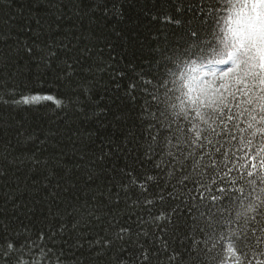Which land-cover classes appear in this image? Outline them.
Wrapping results in <instances>:
<instances>
[{
  "label": "snow or ice",
  "instance_id": "obj_1",
  "mask_svg": "<svg viewBox=\"0 0 264 264\" xmlns=\"http://www.w3.org/2000/svg\"><path fill=\"white\" fill-rule=\"evenodd\" d=\"M15 2L0 0V108L75 120L39 135L20 125L0 151V180L15 176L0 216L40 206L55 221L36 231L0 222V264H83L85 249L95 264H264V0H198L190 18L153 16L178 28L153 37L139 72L85 66L93 47L70 29L53 39L70 19L55 0ZM97 11L117 14L92 0L74 15ZM26 74H52L67 91L19 93Z\"/></svg>",
  "mask_w": 264,
  "mask_h": 264
},
{
  "label": "trees",
  "instance_id": "obj_2",
  "mask_svg": "<svg viewBox=\"0 0 264 264\" xmlns=\"http://www.w3.org/2000/svg\"><path fill=\"white\" fill-rule=\"evenodd\" d=\"M55 2L64 8L66 16L70 19H65L61 30L52 34L53 39H62L64 29H70L73 33L81 35L84 39L81 40L80 47H84L85 40L89 46L93 47L91 59L85 62V66L116 63L117 67L126 70V66L131 64L139 72L145 69L152 59L151 49L156 47L157 43L153 37L162 32L171 33L178 28L175 25L153 21L152 17L168 14L181 20L190 18L193 12L189 11L188 8L197 4L198 0H97V2L106 3L110 9L115 3L117 14L109 13L105 16L102 11H97L90 16H85L83 20H79L74 15L75 6L79 4L82 9L87 10L88 7L92 6V0H55ZM43 3L46 5L47 0H43ZM21 5H24L27 9L29 6L28 0H16L13 8H19ZM177 7L181 9L179 13L176 12ZM90 20L95 22L90 23ZM74 24L77 25L76 28H73ZM14 35H16L15 32ZM30 35V33H19L22 40L29 39ZM161 38H163L162 35ZM42 39L46 40L47 37L45 36ZM109 44L112 45L111 48L107 46ZM110 55L115 58L114 61L109 60ZM23 63L24 61H21V65ZM3 71L6 73L8 70L4 69ZM33 72H35V69H33ZM131 74L129 73V75ZM96 78L103 85L108 81V73H97ZM121 83L123 84L124 81H121ZM16 90L23 94L53 95L67 91L52 74L46 76L26 74L16 81ZM99 95H104L102 89L99 90ZM98 98L99 96H97ZM101 103L103 104V101ZM70 118L75 120L71 113L68 116L63 113H54L51 107L25 105L15 109L0 108V151H3L4 146L9 142L13 145L17 143L19 138L17 137V130L20 125H23L25 135L32 133L39 135L50 127L65 126L63 122ZM71 126L75 127L76 125L72 124ZM81 126L86 127L87 125L82 124ZM97 144H99V141H97ZM68 147L70 149L71 145ZM91 147L95 148L96 146L92 145ZM120 163H123V161H120ZM150 169V164L144 165V170ZM25 174L26 169L16 174L21 177V183ZM5 185L15 186V176L11 171L6 180H0V206L4 205L3 193L7 191ZM24 198L25 200L30 199L27 194L24 195ZM55 211L56 209L53 207V212ZM17 215L18 219L7 215L0 216V222L7 223L11 219L15 221L12 223V227L27 225L33 231L46 227L50 222H55L53 217L49 215L47 207L37 206L32 213H28L26 209H21V212ZM77 256L83 261V264H95L87 249L82 254L77 253ZM69 264H71V261H69ZM104 264H107V258H105Z\"/></svg>",
  "mask_w": 264,
  "mask_h": 264
}]
</instances>
